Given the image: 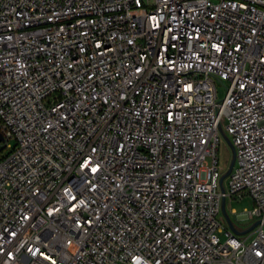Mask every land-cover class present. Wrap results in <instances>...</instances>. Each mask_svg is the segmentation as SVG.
I'll return each instance as SVG.
<instances>
[{
  "label": "built area",
  "instance_id": "obj_1",
  "mask_svg": "<svg viewBox=\"0 0 264 264\" xmlns=\"http://www.w3.org/2000/svg\"><path fill=\"white\" fill-rule=\"evenodd\" d=\"M0 134V264H264V0H0Z\"/></svg>",
  "mask_w": 264,
  "mask_h": 264
},
{
  "label": "rangeland",
  "instance_id": "obj_2",
  "mask_svg": "<svg viewBox=\"0 0 264 264\" xmlns=\"http://www.w3.org/2000/svg\"><path fill=\"white\" fill-rule=\"evenodd\" d=\"M216 89H217V96L219 100H221L226 93L225 87L222 83L217 82ZM12 144L13 142H10V145ZM8 151H9L8 149H2V145H0V158L5 156L8 153ZM217 158H218L219 167L223 170V173H225L231 161V151L222 137H220L219 139ZM227 182H228V177H226L223 181V185L225 188L227 187ZM251 208H252L251 199L247 196L243 198L234 196L232 198H227L225 201L226 212L232 224L238 230H245L251 224L249 221L239 220L238 218V216L242 214L244 210H250ZM218 236L220 240H223L222 234H218Z\"/></svg>",
  "mask_w": 264,
  "mask_h": 264
},
{
  "label": "water",
  "instance_id": "obj_3",
  "mask_svg": "<svg viewBox=\"0 0 264 264\" xmlns=\"http://www.w3.org/2000/svg\"><path fill=\"white\" fill-rule=\"evenodd\" d=\"M221 137L223 138V140L226 142V144L228 145V147L230 148V151H231V161H230V164H229V167L227 169V171L222 174V176L220 177L219 179V188L221 190V192H224V186H223V181L226 177L229 176L231 170H232V167H233V164H234V159H235V152H234V147L233 145L231 144L230 140L228 139L227 136H225L224 134L221 135ZM3 141V138L0 134V143ZM221 214L227 224V227L230 229V231L234 234V235H244L248 232H250L257 224L258 222H255L253 224H251L247 229L245 230H242V231H238L235 226L232 224L227 212H226V209H225V200L222 199L221 201Z\"/></svg>",
  "mask_w": 264,
  "mask_h": 264
},
{
  "label": "snow or ice",
  "instance_id": "obj_4",
  "mask_svg": "<svg viewBox=\"0 0 264 264\" xmlns=\"http://www.w3.org/2000/svg\"><path fill=\"white\" fill-rule=\"evenodd\" d=\"M93 171H95V169H93Z\"/></svg>",
  "mask_w": 264,
  "mask_h": 264
}]
</instances>
